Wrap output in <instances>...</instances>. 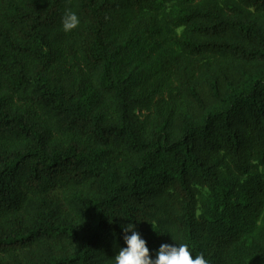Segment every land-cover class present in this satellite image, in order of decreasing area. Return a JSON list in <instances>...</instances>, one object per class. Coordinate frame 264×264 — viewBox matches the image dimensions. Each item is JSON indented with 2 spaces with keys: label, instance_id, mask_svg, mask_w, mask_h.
Listing matches in <instances>:
<instances>
[{
  "label": "trees",
  "instance_id": "16d2710c",
  "mask_svg": "<svg viewBox=\"0 0 264 264\" xmlns=\"http://www.w3.org/2000/svg\"><path fill=\"white\" fill-rule=\"evenodd\" d=\"M128 223L264 264V0H0V264H113Z\"/></svg>",
  "mask_w": 264,
  "mask_h": 264
},
{
  "label": "clouds",
  "instance_id": "9594fccd",
  "mask_svg": "<svg viewBox=\"0 0 264 264\" xmlns=\"http://www.w3.org/2000/svg\"><path fill=\"white\" fill-rule=\"evenodd\" d=\"M80 20L75 11L66 10L62 19V28L70 32L79 26ZM126 247L120 248L112 259L113 264H209L203 253L195 255L186 242L161 244L155 255H150L147 241L136 230V225L128 223L122 226ZM174 240V239H173Z\"/></svg>",
  "mask_w": 264,
  "mask_h": 264
}]
</instances>
